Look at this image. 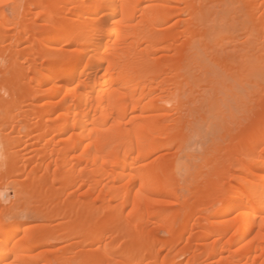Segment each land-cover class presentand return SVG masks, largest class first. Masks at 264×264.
Returning <instances> with one entry per match:
<instances>
[{
  "label": "bare ground",
  "instance_id": "1",
  "mask_svg": "<svg viewBox=\"0 0 264 264\" xmlns=\"http://www.w3.org/2000/svg\"><path fill=\"white\" fill-rule=\"evenodd\" d=\"M5 181L0 264H264V0H0Z\"/></svg>",
  "mask_w": 264,
  "mask_h": 264
},
{
  "label": "rangeland",
  "instance_id": "2",
  "mask_svg": "<svg viewBox=\"0 0 264 264\" xmlns=\"http://www.w3.org/2000/svg\"><path fill=\"white\" fill-rule=\"evenodd\" d=\"M10 12V10L6 7V12ZM8 12V14H11V13H9ZM34 16V14L32 15V17ZM208 87V86H207ZM205 90H209V87L208 88H206V86H204L203 87ZM204 89H202L203 91H204ZM202 90H200V91H198V92H201ZM209 92V91H208ZM205 93H207V91L205 92ZM209 93H211V92H209ZM200 94V93H199ZM205 96L204 98H208L204 93H202V95H199L200 96V98L202 99H200V98H198V100H197V102L193 105V107H194V109H195V113H196V117H198L199 118V121L196 123V126L197 125H201V124H199L200 123V121H201V119H204V116L206 117L205 119H206V121H205V119H204V121L206 122H203L202 124H203V126L202 127H199L200 129H201V131H199L198 133H192V134H190V138H191V140H190V148H189V150H185V151H178V152H176V149L174 148L173 150H171V152H176V155L178 156V157H182V158H188V160H189V163H190V165H191V168L192 169H195V168H198L200 165H201V163H202V161L204 160V158L206 157V156H208V153H209V151H210V148L211 147H217V146H219L220 145V143H219V145L217 144L218 142H221L220 141V139H221V137L223 136L222 134H221V136H218V135H216V132H218V128H219V125H220V119L222 118V115H224L225 114V116L227 117V116H229V113H230V109H228V106H226V104L225 103H222V101H221V104H222V106H221V108H223L222 109V115H220L219 117H220V119L219 120H215L216 119V117L214 116H212V117H208V116H211V109H210V107H208V104H207V102H205V103H201V102H199V101H203V97H201V96ZM219 95H222L221 94V92H219L218 93V96ZM197 97H198V95H197ZM219 97H221V96H219ZM198 104H200L199 106H198ZM223 104H225V106L226 107H223ZM228 104V103H227ZM203 105V106H202ZM203 107V108H202ZM207 108V109H206ZM209 108V109H208ZM230 108V107H229ZM204 109V110H203ZM200 111V112H199ZM210 112V113H209ZM227 112H228V115H227ZM218 116V115H217ZM211 118V119H210ZM215 118V119H214ZM230 118V117H229ZM229 118H227V119H229ZM232 119V118H231ZM209 120L211 121V123L213 124H211L212 125V128H211V125H209L208 127H210V128H206V126H205V124H207V123H210L209 122ZM217 121H219L218 123H217ZM229 122V121H228ZM218 125H217V124ZM228 125H229V128H231L232 126H234L235 125V121H230L229 123H228ZM205 134L206 135V137H205V135H203V134ZM219 134V133H218ZM202 136V137H201ZM216 136H218L219 138V140L218 139H216ZM217 140H218V142H217ZM217 142V143H216ZM216 143V144H215ZM213 145H215V146H213ZM217 145V146H216ZM209 146V147H208ZM206 155V156H205ZM10 182V181H9ZM8 182H6L5 181V183L4 182H0V186H2L1 188H0V190H1V192H6V191H8L11 195H13V191H12V189L11 188H9L8 187ZM6 190V191H5ZM33 216H36L35 214H33V213H31ZM31 214H26V215H31ZM26 215H22L21 216V218L22 219H25V220H27V218H29V220L30 221H32L33 219H32V217L30 216H26ZM34 218V217H33ZM37 218V217H36ZM32 219V220H31ZM28 220V221H29ZM36 221H37V223H40V222H42V220L41 219H39V218H37V219H35ZM35 220H33V222H36ZM40 220V221H39ZM39 221V222H38ZM162 231V230H161ZM166 232L164 233V231H162V232H159L158 233V236H159V238L160 239H162V238H164L166 235ZM199 235H200V232L198 233ZM141 242V241H140ZM137 243V242H136ZM53 244H57V243H53ZM58 245V247H59V245H60V243H58L57 244ZM57 245H55L54 247L55 248H57ZM214 260H216V258H214L213 259V261Z\"/></svg>",
  "mask_w": 264,
  "mask_h": 264
}]
</instances>
